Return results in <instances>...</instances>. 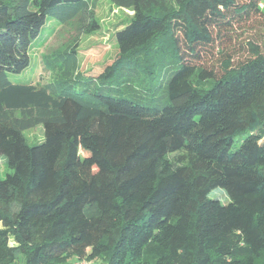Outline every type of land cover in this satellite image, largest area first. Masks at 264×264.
<instances>
[{
    "label": "trees",
    "instance_id": "1",
    "mask_svg": "<svg viewBox=\"0 0 264 264\" xmlns=\"http://www.w3.org/2000/svg\"><path fill=\"white\" fill-rule=\"evenodd\" d=\"M108 1L134 12L116 59L92 76L77 45L47 56L58 105L0 109V264H264V52L204 63L264 0ZM93 2L0 0V94L50 19L99 31Z\"/></svg>",
    "mask_w": 264,
    "mask_h": 264
},
{
    "label": "rangeland",
    "instance_id": "2",
    "mask_svg": "<svg viewBox=\"0 0 264 264\" xmlns=\"http://www.w3.org/2000/svg\"><path fill=\"white\" fill-rule=\"evenodd\" d=\"M93 7L100 30L87 35L78 30L77 24L62 26L57 20L50 19L43 29L41 37L33 44L30 52L31 65L22 74H9L12 84L19 85L15 89L0 94V109L12 108L20 110L29 106H53L58 101L41 92V88L57 78L55 73L45 69V57L58 52H64L68 48L77 45L78 64L77 71L80 74L98 75L100 70L107 64H111L119 53L115 33L121 28L124 21L134 15L133 11L120 10L108 0H94ZM229 34L215 38L213 56L204 61L205 65L219 72L224 59L232 58L234 64L244 62L251 56L248 48L249 43H255L264 52V23L259 17H255L243 24H236L230 29ZM210 64V65H209ZM209 68V67H208ZM29 146L39 145L44 141V129L38 126L25 132ZM239 147L235 144L234 149ZM12 173L5 160L1 161L0 178L4 180ZM210 199L219 200L223 204L229 199L223 190L216 189L209 195ZM1 226V225H0ZM78 262L73 260L70 264ZM100 264L99 261L89 262Z\"/></svg>",
    "mask_w": 264,
    "mask_h": 264
},
{
    "label": "built area",
    "instance_id": "3",
    "mask_svg": "<svg viewBox=\"0 0 264 264\" xmlns=\"http://www.w3.org/2000/svg\"><path fill=\"white\" fill-rule=\"evenodd\" d=\"M75 264H90L88 261H78Z\"/></svg>",
    "mask_w": 264,
    "mask_h": 264
}]
</instances>
